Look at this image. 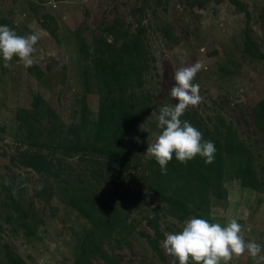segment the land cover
Listing matches in <instances>:
<instances>
[{"label": "rangeland", "instance_id": "374dc122", "mask_svg": "<svg viewBox=\"0 0 264 264\" xmlns=\"http://www.w3.org/2000/svg\"><path fill=\"white\" fill-rule=\"evenodd\" d=\"M233 1L0 0V25L9 26L18 35L35 33L40 37L32 67L26 69L14 57L5 68L0 58V180L12 183L16 194H21L18 185H23L21 205L35 228V235L28 239L24 229L5 222V198L0 188L3 264H7L5 251L18 256L23 264H75L79 238L90 224L65 204L70 193L66 189L70 191L71 186L64 179L77 185L76 175L83 174L84 168L106 170V162L95 157L100 165L94 164L80 154L52 149L56 143H70L76 135L85 64L80 43L89 47L106 36L100 28L115 22L131 32L141 30L149 59L143 86L136 93L149 98L152 110L144 113L124 143L131 160L147 158L149 144L161 133L157 126L160 108L178 103L169 95L175 86V71L199 61L203 68L194 83L200 85L202 101L186 111H197L208 126L217 116L232 123L253 157L262 185L250 190L235 181L222 183L220 197L209 195L202 205L191 204L192 214L184 215L172 212L168 204L148 193L142 182L126 175L116 204L128 227L105 241L108 255L115 264H173L161 247L162 241L166 233L179 232L193 217L222 226L236 219L245 240H255L264 249V129L252 117L253 107L264 98V0ZM247 44L250 52L245 49ZM30 69H39L44 76L37 80ZM39 94L43 99L42 126L47 133H60L42 150L51 166L45 174L21 165L19 157L26 146L19 141L20 121L16 119L19 109L33 112L34 97ZM88 106L96 110L95 97L88 99ZM56 171L62 172L63 181L54 175ZM99 261L95 264H107ZM229 264L257 262L245 253Z\"/></svg>", "mask_w": 264, "mask_h": 264}, {"label": "trees", "instance_id": "16d2710c", "mask_svg": "<svg viewBox=\"0 0 264 264\" xmlns=\"http://www.w3.org/2000/svg\"><path fill=\"white\" fill-rule=\"evenodd\" d=\"M100 32L106 36L95 39L89 47L84 41L80 43L85 64L81 71L83 91L78 99L76 135L70 143H56L52 149H62L67 155L80 154L84 161L94 164L100 165V160L95 157L106 162V170L103 167L84 168L87 174L76 175L77 185H71L69 179H64L65 184L71 186L70 191L66 189L70 193L64 199L65 204L90 224V229L79 238L75 264H95L99 260L107 264L116 263L108 255L104 243L111 240L112 235H121L128 227L116 204L118 189L123 186L126 175L142 182L147 192L168 204L172 212L184 215L192 214L191 204L195 206L197 202L202 205L209 195L220 197L222 183L235 181L250 190H259L262 185L254 170L253 157L232 123L217 116L208 126L198 117L197 111H186L181 119L197 128L204 140L214 142L213 164L206 165L199 156L181 164L173 156L167 165V174L163 175L155 158L131 160L124 143L144 113L152 110L149 98L146 95L138 97L136 93L143 86L149 59L141 30L131 32L120 22H115L100 28ZM165 34H168L166 29ZM245 49L247 52L252 50L248 44ZM261 58L264 61V55ZM30 72L37 80L44 76L39 69H30ZM90 97L97 100L95 111L88 106ZM42 103L41 95H36L33 112L19 109L16 115L20 121L17 130L19 141L26 146L19 157L21 165L38 174L50 172L51 166L42 150L49 148L50 141H55L60 134L58 131L47 133L42 126ZM252 117L256 125L264 129V98L253 107ZM45 118L50 121L47 115ZM54 175L63 181L62 172L56 171ZM0 188L5 198V222L16 224L25 230L28 239L32 238L35 235L34 223L21 205L25 192L23 185H18L21 194H16L12 183L0 180ZM4 256L7 264H23L9 251H5Z\"/></svg>", "mask_w": 264, "mask_h": 264}, {"label": "clouds", "instance_id": "9594fccd", "mask_svg": "<svg viewBox=\"0 0 264 264\" xmlns=\"http://www.w3.org/2000/svg\"><path fill=\"white\" fill-rule=\"evenodd\" d=\"M39 39L35 33L22 36L9 26L0 25V58L4 61L3 66L8 68L15 57L26 69L32 67ZM202 68L203 65L197 61L176 70L175 86L169 95L178 103L165 105L159 110L157 126L161 134L154 143L149 144L145 156L155 158L163 175L167 174V165L173 156L181 164H187L197 156L206 165L214 163V142L204 140L197 128L181 119L190 106L196 107L202 101L200 85L194 83ZM241 233L242 226L236 219L222 226L193 217L185 221L179 232L166 233L161 247L167 256L173 258V264H229L234 257L239 258L245 253L260 264L264 261L261 254L264 249L255 240L246 241Z\"/></svg>", "mask_w": 264, "mask_h": 264}]
</instances>
